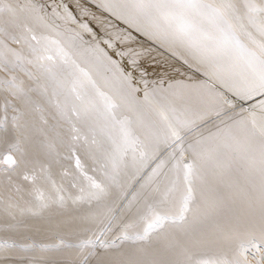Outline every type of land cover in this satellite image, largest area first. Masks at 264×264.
<instances>
[{
  "label": "snow or ice",
  "instance_id": "1",
  "mask_svg": "<svg viewBox=\"0 0 264 264\" xmlns=\"http://www.w3.org/2000/svg\"><path fill=\"white\" fill-rule=\"evenodd\" d=\"M101 6L117 19L156 40L162 47L168 48L173 56L183 59L184 63L187 64L191 60L202 67L210 79L218 82L237 100L247 101L264 96V4L257 5L253 0H245L243 16L232 0H104ZM59 7L65 13L62 19L77 23L66 5ZM78 27L81 31L70 37L72 45L77 46V42L87 44L85 51L112 74L111 80H105V87L113 94L102 91L95 81L88 78V83L103 104L102 110L97 109L77 88L76 73L84 77H88V73L75 61H70L64 53L65 63H71L74 69L73 72H69L73 77L70 91L75 100L80 101L79 107L73 105L71 116L78 119L83 116L82 122L86 126L89 120H102V131L107 129L110 133L113 131L118 133V140L109 135L112 142L110 159L115 171L118 160L129 148L134 149L140 142L130 127L131 121L127 117L118 118L117 109L123 106L134 110L137 103L153 107L161 119L167 122L162 142L173 147L170 155L175 160L173 165L175 175L159 199L146 198L143 210L136 209V218L126 222L128 219L126 214L133 213L135 197L123 207L104 203L106 186L86 175L77 159L76 167L87 181V190L82 187L80 191L83 195L75 197L73 203L86 202L92 205L93 201L96 202L95 206L79 219L94 223L97 228L88 238L79 239L76 243L66 242L64 236H57L55 243L46 245L37 237L62 227H68L71 231V224L69 222L55 225L51 222L24 224L22 225L24 231L17 232L19 239L11 236L0 239V264H23L24 257L17 255V249L46 247L75 253V256L65 257L54 264H186L192 260L187 245L195 247L207 242L209 224L219 233L212 242L222 244L221 254L212 259H197L195 264H264V100L258 102L261 110L259 119L254 111L240 108L239 112L235 113L236 116H240L239 120L229 116L228 119L232 123L222 121L224 127H217L215 132L210 131L207 135H201L185 148L182 133L191 130L196 120L181 119L175 114L177 112L175 108L167 107L157 99L155 89L152 91L147 89V81L143 80L144 72L140 70L139 64L141 53L126 44L131 37L121 36L119 33L98 36L88 23H79ZM248 27L255 30V35ZM85 32L91 35L92 42L84 41L82 33ZM32 39L36 40L37 37L32 36ZM38 59L42 62L52 61L53 56H39ZM41 67H44L43 63ZM44 70L49 74V78L54 79L51 68L44 67ZM137 70L141 73L139 82L145 85L143 101L140 102L134 98V94L140 90L134 86V73ZM184 87L190 89L188 96L190 103L185 105L183 113H192L193 104L210 105L216 116L221 114L225 105L231 109L237 107L236 103L229 100L223 92L207 89L206 85ZM0 88L7 93L0 104V110L4 113L3 117H0V143L8 144L9 147V154L2 155L0 164L6 166L5 171H14L21 163L28 162L27 150L22 145L29 140L30 132L29 123L24 120L25 113L15 101L22 99L24 103H28L30 98L23 88L15 83V78L0 82ZM244 112L249 113L250 119L240 115ZM196 117L202 118L199 113H196ZM69 125L68 135L71 141L69 147L74 149L81 141L88 145V135L82 134L81 129L71 120ZM89 132L92 134L91 143L96 144L95 128L89 126ZM242 144L243 150L237 151ZM186 152L192 156L188 162L183 160ZM12 153L16 156L14 157ZM207 161L212 162L213 168L224 167L225 163L228 167L233 162L240 163L247 174L246 183L250 189L247 193L249 211L233 215L226 225L221 224L218 217L194 208L197 191L195 184L197 181L201 184L206 183L198 162ZM156 173L157 169H153V175ZM24 179L34 180L35 177L25 174ZM112 179L115 182V175ZM71 186L75 188L76 183L73 182ZM62 191V188L57 189L58 193ZM154 191L160 193L159 188ZM37 199L40 200V197ZM52 202L63 207L65 197L57 195ZM165 204L168 205L167 208L162 207ZM46 207L47 202L41 201L38 205L39 209ZM38 214L33 212V215ZM189 214H192L191 220ZM138 224H142V227L136 228ZM17 227L8 224L4 226V230ZM107 233H113L114 238L104 239ZM177 233L183 239L178 238ZM124 245L129 246L125 248ZM27 264L48 262L37 261L35 257H31L28 258Z\"/></svg>",
  "mask_w": 264,
  "mask_h": 264
},
{
  "label": "bare ground",
  "instance_id": "2",
  "mask_svg": "<svg viewBox=\"0 0 264 264\" xmlns=\"http://www.w3.org/2000/svg\"><path fill=\"white\" fill-rule=\"evenodd\" d=\"M103 2L104 0H0V82L15 78V83L23 88L30 98L28 103H24L22 99L15 101L24 111V120H27L30 126L29 140L22 145L27 150L28 162L21 163L14 171H5L6 166L0 164V239L9 236L19 239L17 232L24 231L22 227L24 224L49 222L54 225L69 222L71 231L68 227H62L37 237L46 245L55 243L57 236H64L66 242L76 243L79 239H86L92 234L97 225L79 218L94 207L96 202L93 201L92 205L86 202L73 203L75 197L83 195L80 191L82 187L87 190V181L76 167L77 159L86 175L106 186L104 203L123 207L135 197L133 213L126 214L128 217L126 222L136 218V209L143 210L146 198L159 199L174 178L175 160L170 155L173 147L162 142L167 122L161 119L153 107L137 103L134 110L123 106L117 109L118 118L127 117L131 121L130 127L134 135L139 137L140 142L134 149L129 148L118 160L115 171L110 159L112 142L109 135L118 140V133L114 131L110 133L107 129L102 131V120H89L86 126L82 122L83 116L80 119L71 116L73 105L79 107L80 101L75 100L70 91L73 77L69 72H73L74 69L71 63H65L64 53L70 61H75L88 73V77L76 73L77 88L97 109L102 110L103 104L88 83V78L95 81L102 91L113 94L105 87V80H111L112 74L85 51L87 44L77 42V46L72 45L70 37L81 31L78 27L79 23H88L98 36L119 33L121 36L131 37L126 44L141 53L139 64L140 70L144 72L143 80L147 81V89L149 91L155 89L157 99L167 107L175 108L177 110L175 114L181 119L196 120L191 130L182 133L185 148L188 143L194 142L201 135H207L210 131L215 132L217 127H224V123H232L228 119L229 116L239 120L240 116H236L235 113L239 112L240 108L254 111L258 119L261 116L258 102L264 100V96H257L247 101L237 100L218 82L210 79L202 67L191 60L186 64L183 59L173 56L168 48L162 47L156 40L150 39L106 11L101 6ZM232 2L243 16L245 0H232ZM253 2L257 5L264 4V0H253ZM60 5L68 7L77 23L73 24L66 18H61L65 13ZM244 23L247 26L246 20ZM248 30L255 35L253 28L248 27ZM82 35L84 41L92 42L89 33L85 32ZM32 36H36L37 39L33 40ZM54 41L57 43H53ZM47 55L53 56V60L42 62L38 59L39 56ZM42 63L44 67L52 69L54 79L49 78L44 67H41ZM124 63L126 64L127 61ZM140 70L134 73V86L140 89L134 94L138 102L143 101L145 90V85L139 82ZM169 85L172 87L170 88ZM191 85H206L207 89L223 92L229 100L236 103L237 107L231 109L225 105L221 114L216 116L211 111L210 105L193 104L192 113H183L185 105L190 103L188 100L190 89L184 86ZM6 95L3 88H0V104L3 103ZM196 113L202 118H197ZM3 115V111L0 110V117ZM169 115L171 116L172 113ZM240 115L250 119L248 112ZM10 118L11 110H9ZM69 120L81 129L82 134L88 135V145H84L81 141L74 149L69 147L71 143L68 135ZM89 126L96 130V144L91 143L92 134L89 132ZM243 147L242 144L237 151H242ZM3 154H9V147L8 144L0 143V159ZM12 154L16 156L15 153ZM233 155L235 156L236 153ZM191 159V154L186 152L183 157L184 162ZM198 163L206 183L201 184L197 181L195 184L197 191L194 208L218 217L221 224L225 225L233 215L249 211L247 193L250 189L246 183L247 174L242 164L233 162L228 167L225 163L224 167L213 168L211 161ZM161 164L162 166L158 168ZM153 169H157L155 175ZM25 174L29 177L34 176L35 179L25 180ZM114 175L115 182L112 179ZM73 182L76 183L75 188L71 186ZM59 188L63 191L58 193ZM156 188L160 189V193L154 191ZM57 195L65 197L63 207L52 202ZM38 196L40 200L37 199ZM41 201L47 202L48 207L39 209L38 205ZM162 207L167 208L168 205ZM33 212L39 214L33 215ZM191 218L192 214H189V219ZM8 224L18 227L6 231L4 226ZM140 227L142 224L136 225V228ZM133 230L135 229H130ZM217 235H219L217 230L209 224L207 242L195 247L191 244L187 245L192 260L187 261L186 264H195V261L201 258L212 259L219 256L222 244L212 242ZM177 236L183 239L179 233ZM103 238L110 240L114 238V234L107 233ZM128 246L124 245L125 248ZM16 253L24 257L23 264H27L28 258L31 257H35L37 261L54 264L65 257L75 256L74 252L58 251L50 247L17 249Z\"/></svg>",
  "mask_w": 264,
  "mask_h": 264
}]
</instances>
